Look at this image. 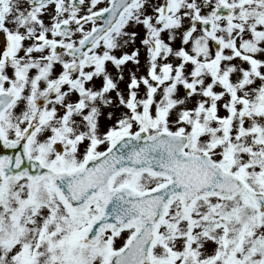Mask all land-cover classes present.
<instances>
[{
	"label": "snow or ice",
	"instance_id": "6c2138e0",
	"mask_svg": "<svg viewBox=\"0 0 264 264\" xmlns=\"http://www.w3.org/2000/svg\"><path fill=\"white\" fill-rule=\"evenodd\" d=\"M0 264H264V0H0Z\"/></svg>",
	"mask_w": 264,
	"mask_h": 264
}]
</instances>
